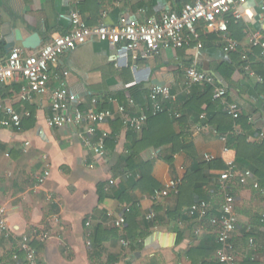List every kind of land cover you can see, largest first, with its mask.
Returning a JSON list of instances; mask_svg holds the SVG:
<instances>
[{
	"label": "crops",
	"instance_id": "obj_1",
	"mask_svg": "<svg viewBox=\"0 0 264 264\" xmlns=\"http://www.w3.org/2000/svg\"><path fill=\"white\" fill-rule=\"evenodd\" d=\"M196 1L85 0L79 11L90 27L101 22L115 26L124 17L140 23L160 19ZM73 8L71 0H0V63L13 49H24L18 41L20 35L39 34L41 46L24 49L34 54L54 37L69 33ZM239 11L242 19L228 17L230 37L240 44L237 52L226 53L220 35L200 25L202 49L192 42L181 49L162 48L143 58L141 51L129 52L123 45L112 47L92 40L61 57L58 71L69 72L67 88L78 97L79 109L85 111L97 98L103 108L116 114L99 125L101 132L110 135L107 157L101 163L95 162L93 152L77 137L76 127L48 126L55 80L49 92L31 100L23 99L24 81L0 84V106L31 114L20 129L0 127V208L5 209L7 220V231L0 230V264H27L21 250L23 236L31 238L40 264H218V230L207 219L190 217L188 210L206 201L211 216H216L226 195L233 196L239 218L233 240L238 264H264V181L255 174L245 185L236 179L221 180L228 162H235L239 172L255 173V168L238 164L237 141H223L210 125L213 113L197 111L206 85L192 86L186 80L190 67L213 76L227 90V102L238 104L241 114L249 118L251 129L243 131L236 125L235 130L244 133L248 143L263 140L259 135V131L264 133L262 77L243 64L239 55L254 52L250 44L253 34L264 40V20L253 0ZM155 86H168L172 92V99L165 102L172 125L165 129L166 139L172 134L180 136L192 147L189 151L174 153L170 143L155 146L156 139L145 143L144 128L136 131L124 126L119 108L124 106L129 113L147 111ZM131 99L136 105L130 104ZM221 108L226 112L223 104ZM206 156L215 160L208 164ZM129 158L133 167L151 165L150 174L160 190L172 180L184 186L191 170L200 169V180L186 186L185 200L179 194L156 199L155 194L135 187ZM47 170L51 175L40 185L38 178ZM132 206L139 210L135 219L141 236L131 241L115 224ZM152 212L155 218L148 220ZM124 239L130 246L122 244Z\"/></svg>",
	"mask_w": 264,
	"mask_h": 264
},
{
	"label": "built area",
	"instance_id": "obj_2",
	"mask_svg": "<svg viewBox=\"0 0 264 264\" xmlns=\"http://www.w3.org/2000/svg\"><path fill=\"white\" fill-rule=\"evenodd\" d=\"M71 1L74 4L70 15L71 31L65 35L54 37L34 54H28L24 49H13L6 61L0 63V84H5L11 80L24 81L23 99L31 100L34 95L49 92L51 81L55 80L57 87L52 92V115L48 119V126L50 128L76 127L78 129L77 137L85 147L93 152L96 163L103 162L107 157L106 141L110 137L108 132L99 130V125L113 120L116 114L110 109L103 108V103L97 98L92 99L85 111L79 109L78 97L67 88L66 79L69 72L58 71L61 57L66 52L75 50L92 40L107 43L112 47L123 45V49L129 52L141 51L143 58L158 54L162 48L181 49L192 42L196 43L198 49H202L200 25L204 26L207 32L220 35L226 53L237 52L240 44L230 37L228 17L232 15L236 20L242 19L243 15L239 11V7L249 2V0H197L194 3L185 4L179 13L167 12L160 19H151L147 23H140L124 17L115 26L101 22L97 26L90 27L79 11L84 0ZM253 1L258 4L261 17L264 20V0ZM2 38L3 34L0 32V41ZM250 44L252 48H261L264 56V40L260 34H253ZM246 58L247 55L243 54L242 60L244 61ZM186 80L192 86H211L213 98L221 101L227 114L233 119L240 117V106L236 103L227 102V90L218 85L213 76L195 67H190L186 72ZM171 99L172 92L168 86H155L149 96L150 107L147 111L140 109L139 112L129 113L126 107L121 106L118 113L127 129L141 131L150 116L165 112V102ZM130 104L136 105L132 99ZM0 113L5 114V117H0V127L4 128L20 129L23 120L31 116L30 112L21 114L10 106H0ZM222 139L228 141V136H222ZM205 160L211 162L215 160V157L206 156ZM90 167L94 168L95 164ZM50 175L49 170L45 171L38 178L39 184L44 185ZM252 178H254L253 171L239 172L236 163L233 161L228 162L227 169L221 174L222 181L236 179L241 185L247 184ZM179 185L177 180L168 182L164 189L156 191L154 198L167 197L170 194L178 195ZM258 187V184H255V188ZM126 211H129V208ZM211 211L212 208L208 202L199 201L189 208L188 215L192 218L207 219L218 230L219 247L216 250V259L220 264H238L233 240L239 218L235 212L233 196L226 195L225 203L220 208L218 215L211 216ZM154 218L153 212L147 217L148 220ZM115 225L123 230L126 225V216L119 217ZM0 230L7 231V220L3 207L0 208ZM199 233L200 231H198ZM88 244L90 245V242ZM122 244L128 247L131 243L124 239ZM21 250L26 254L27 264H40L37 251L29 236L22 237Z\"/></svg>",
	"mask_w": 264,
	"mask_h": 264
},
{
	"label": "trees",
	"instance_id": "obj_3",
	"mask_svg": "<svg viewBox=\"0 0 264 264\" xmlns=\"http://www.w3.org/2000/svg\"><path fill=\"white\" fill-rule=\"evenodd\" d=\"M85 1V0H84ZM84 3V2H83ZM254 52L251 54H247L246 60H242V55H239L240 60L243 64L249 65L250 69L255 71L258 75L262 77V83L259 84V90H264V63L261 60L264 59L261 48H253ZM260 60V61H259ZM259 61V62H258ZM231 74V73H230ZM194 101V100H192ZM190 102L188 105H191ZM206 106V109H203V106ZM222 103L219 100H215L213 98V88L210 86L205 87V92L199 98V108L198 112L202 113L204 111L213 113L210 119V125H212L216 131L222 135L227 136L228 140L234 139L237 141V151H238V164L243 166L244 168L254 167L255 168V176L264 181V133L259 131V135H261V142L256 143H248L247 136L244 133H239L235 129V126H241L243 131H247L251 129L249 118L243 116L242 114L238 119H233L229 116L225 111L221 110ZM172 126L171 121L169 120L168 110L165 112L158 114L156 116H150L147 124L145 125L143 131V142L150 141V144L153 142V139H156L157 142L154 144L155 146H164L165 144H172L174 146L173 152L178 153L179 151L185 150L189 151L190 144H184L181 140L180 136L171 135V139H166L168 137L167 133H165V129L167 127ZM147 127V128H146ZM155 130H158L156 133ZM163 132V133H162ZM263 135V136H262ZM109 139V138H108ZM107 139V141H108ZM106 141V146H107ZM196 156V155H195ZM130 161L127 163L129 166V170H131L133 180L135 182V187L139 188L143 191V193L155 194L156 191H159L162 187L158 184L151 176V165L143 164L138 167H133ZM212 162H208L211 164ZM200 166V165H199ZM214 167V166H212ZM216 167V166H215ZM226 168V167H225ZM224 168V169H225ZM133 170L135 172H133ZM200 169L191 170L187 173L185 177V182L183 185L179 187V197L185 200L184 190L186 186H190L194 182H198ZM141 178L137 180V177ZM198 187L195 186L194 190L197 191ZM128 212V211H127ZM139 210L136 206H132L129 209V212L126 215V225L124 227V231L129 240H134L137 236H141L140 234V226L136 222L135 216L138 214ZM153 225V224H152ZM112 264V262H111ZM220 264V263H218Z\"/></svg>",
	"mask_w": 264,
	"mask_h": 264
},
{
	"label": "water",
	"instance_id": "obj_4",
	"mask_svg": "<svg viewBox=\"0 0 264 264\" xmlns=\"http://www.w3.org/2000/svg\"><path fill=\"white\" fill-rule=\"evenodd\" d=\"M18 41L21 43V46L26 50H35L41 46V38L39 34H31L28 37L20 35Z\"/></svg>",
	"mask_w": 264,
	"mask_h": 264
}]
</instances>
